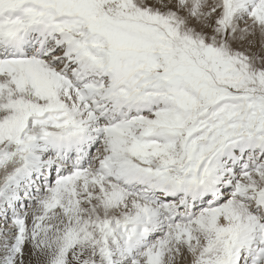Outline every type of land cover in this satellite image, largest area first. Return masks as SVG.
<instances>
[{
    "label": "snow or ice",
    "instance_id": "6c2138e0",
    "mask_svg": "<svg viewBox=\"0 0 264 264\" xmlns=\"http://www.w3.org/2000/svg\"><path fill=\"white\" fill-rule=\"evenodd\" d=\"M0 264H264V0H0Z\"/></svg>",
    "mask_w": 264,
    "mask_h": 264
}]
</instances>
